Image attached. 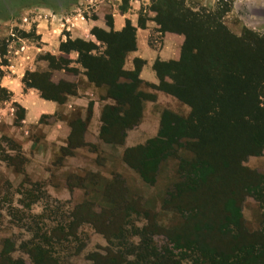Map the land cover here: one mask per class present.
Returning a JSON list of instances; mask_svg holds the SVG:
<instances>
[{
  "label": "rangeland",
  "instance_id": "rangeland-1",
  "mask_svg": "<svg viewBox=\"0 0 264 264\" xmlns=\"http://www.w3.org/2000/svg\"><path fill=\"white\" fill-rule=\"evenodd\" d=\"M130 1L0 0V27L3 25L0 29V76L5 66L10 65L11 52L21 50L25 46L24 42L38 41L34 24L24 29L21 23L25 19L15 17L22 8L43 6L61 14L74 5L78 6L86 18L95 19L98 14L103 15L105 24L111 27L113 11H126L130 8ZM186 2L190 7L207 10L227 6L229 11L225 13L222 21L233 36L242 39L243 43L249 32L264 39V0ZM152 6L151 0L146 6H141L139 20H145V16L151 12L154 21ZM9 20L12 24H8V27L4 22ZM5 27L9 29L6 33ZM101 29L93 27L91 33L104 42V38L111 31L104 32ZM68 46L81 48L79 50L83 57L80 62L94 76L98 77L105 71L103 65L100 66L96 59L90 58H98L103 53L96 51L97 55H91L83 49L92 48L91 42L67 41L65 47L68 49ZM39 59L47 62L51 69L60 68L64 61L62 56L55 58L49 54L39 55ZM126 74L122 77L130 79ZM131 76L130 83H124L125 85L134 84L133 75ZM49 77L47 71H31L24 74L22 81L26 87L40 85L48 93L63 89L62 83L54 85ZM163 81L171 82L168 76H164ZM161 86L160 80L157 84H148L152 91L164 92L181 102L161 90ZM10 95L0 86V107H8V115H14L10 116L13 121L6 122L5 118L0 121V253L10 251L12 259L33 264L26 253V247L37 242L42 235L51 234L61 236L49 246L57 264H94L95 257L104 260L110 251L120 253L125 264H222L203 247L209 245L227 253L237 236L211 231L205 216L210 210L218 214L229 197L228 190L233 189H241L240 234L243 233V238H246L248 234L260 231L264 220V145L246 140L242 146H238L233 136L219 142V145L226 144L230 150H234L231 154L233 159L242 155L245 157L240 162V170L233 173L223 165L222 160L225 157L221 153L215 158L216 146L210 152H204L195 132L189 131L187 136L179 137L173 135L166 126L165 136L160 139L173 144L160 158L148 159L145 172L141 174L140 147L145 145L127 147L132 150L126 147L124 150H117L115 147L111 150L103 143L105 141L100 133L102 142L90 143L83 147L82 152L72 154L71 143L68 142L64 147L51 145L46 140L49 131L43 124H48L49 120L43 118L41 125L33 126L30 131L14 129L13 126L21 125L23 108L15 102L11 103ZM145 97L153 98V94H145ZM249 106L250 104L247 108ZM260 106L264 109L263 102H260ZM109 107L116 108L119 105L115 101ZM187 107V115L168 109L164 111L172 113L175 118L184 119L190 116L191 108L188 105ZM231 109L242 118L238 127L242 133H249L259 126L264 127V114L257 113L249 117L244 105H232ZM2 113L4 116L6 112ZM137 113L138 107L134 105L133 116ZM172 121V118L166 119L167 123L171 124ZM75 122L77 125H74ZM70 124L72 135L70 133L69 138L72 137L77 143L76 148L82 144L83 122L75 119ZM106 134L110 136V132ZM250 134L253 137V132ZM245 145L249 149L240 152L237 147ZM148 148L152 149L151 145H147V152H150ZM127 150H130L127 155L128 162L136 165V168L123 160ZM152 151L156 153L155 149ZM119 155L122 156V161ZM197 160L211 163L215 169L212 182L210 185L203 184L196 192L191 187L184 190V187L196 186L193 183L200 179L202 166ZM107 186L108 191L104 193ZM249 186L251 187L247 188ZM252 186H256V189ZM86 203L90 209L85 208L89 211L80 207ZM125 204H128L130 210L123 211ZM199 206L204 209V215L198 218L195 216L194 222L206 226L200 229L201 235L195 237L191 232L192 223L189 218L194 212L198 214L196 207ZM214 221H218V218ZM177 236L179 238L174 241ZM179 242L183 246L177 245Z\"/></svg>",
  "mask_w": 264,
  "mask_h": 264
},
{
  "label": "trees",
  "instance_id": "trees-1",
  "mask_svg": "<svg viewBox=\"0 0 264 264\" xmlns=\"http://www.w3.org/2000/svg\"><path fill=\"white\" fill-rule=\"evenodd\" d=\"M151 2L153 4L151 8L155 13L154 21L159 26V31L183 36L178 60L156 61L154 63V68L162 83L161 90L187 104L191 108V112L188 118L183 119L175 118L172 113L163 111L158 135L147 140L145 146L138 145V147L141 146L140 151L142 152L139 171L144 174L148 159L160 158V155L168 151L173 144V142L165 143L160 139L165 136V127L168 126L173 135L179 137L187 136L189 131L195 132L199 145H202L204 152H210L216 146L217 148L214 150L215 158H218L217 154L221 153L225 157L222 160L223 165L230 172L236 173L240 170L239 165L244 160V155L233 159L231 154L234 150H230L226 144L219 145V142H224L225 138L233 136L235 141L238 142V146H242L246 140L258 143L260 146L264 145V127L259 126L249 133H242L241 128L238 129L242 118L237 116V112L231 109L232 105H244L246 114L249 117L252 114H264V109L260 106V102L264 104V39L249 32L245 38L247 40L243 43L242 39L233 36L222 21L225 13L229 11L227 6L207 10L190 7L186 0H151ZM104 42L107 45L104 50L105 56L90 58L92 60L96 59L100 66L103 65L105 71L101 70L102 73L98 77L87 71V76L97 84L102 82L108 84V96L113 98L119 105L116 108H110L109 106L104 108L101 138L105 142L120 144L123 142L126 129L135 125L139 119L141 100L152 98L145 97V94L135 91L140 82L136 77L139 69L138 65H140L138 59H135L137 65L135 71L132 74H126L130 79L133 75L134 84L130 86L117 83L118 79L125 75V72L121 70L124 55L135 48L134 28L127 23L121 32H110L104 38ZM164 76H168L171 82H164ZM31 86L37 88L43 98L62 100L58 95L60 89L48 93L40 85ZM260 97H262L261 100ZM248 104L250 106L247 108ZM134 105L138 107L136 116H133ZM123 106H127V108L124 109ZM171 118L173 119L172 125L166 122V119ZM74 125H77V123L75 122ZM106 132H110V136ZM252 132L253 137L250 134ZM226 133H228L227 136ZM70 143L72 148L77 145L72 137L69 138ZM79 144H81V141ZM147 145H151L152 149L148 148L150 152H147ZM237 148L240 152L249 149L247 145ZM127 149L132 150V148ZM153 149L156 153L152 151ZM130 150L126 151L123 160L131 167L136 168V165L128 162L127 155ZM198 163L202 166L199 181L196 180L193 183L196 186L184 187V190H189L191 187L193 192H196L203 184L210 185L212 182L215 169L211 163L205 160H200ZM108 188L109 186L104 189V193H107ZM252 188L256 189V186H252ZM239 192H241V189L228 190L229 197L220 212L215 214L210 210L209 214L205 216L208 218L207 226L211 231L233 237L237 236L229 251L223 253L209 245L204 246L203 249L208 250L214 259L222 264H264V220L260 225V231L248 234L246 238H243V233L240 234L239 232V230H242L240 212L242 196H239ZM88 205L86 203L80 207L89 211ZM191 208L194 209L193 206ZM196 208L198 214L196 215L194 212L189 218L192 223L191 232L195 237L200 236V229L206 226V224L198 225L194 222L195 216L198 218L204 215V209L201 206ZM127 210H130V207L125 204L123 211ZM216 218H218V221L215 222ZM60 237V235L50 234V236H46L44 234L41 239L36 240L37 242L27 246L26 253L32 263L57 264V260L51 254L49 246L52 245L53 240ZM177 238L179 237L177 236L173 240L177 241ZM179 243L177 245H182V243ZM98 259H100L98 256L95 257L94 264H125V260L117 252L110 251L104 260ZM0 264H24V262L21 259H12L10 251H4L0 253Z\"/></svg>",
  "mask_w": 264,
  "mask_h": 264
},
{
  "label": "crops",
  "instance_id": "crops-1",
  "mask_svg": "<svg viewBox=\"0 0 264 264\" xmlns=\"http://www.w3.org/2000/svg\"><path fill=\"white\" fill-rule=\"evenodd\" d=\"M198 1L202 3L206 0ZM148 3L149 0H131L130 8L126 11L121 12L115 9L111 14V27H107L102 18L103 15L98 14L95 19L86 18L81 14L78 6L74 5L66 8L61 14L53 12L51 8L36 5L19 10L15 17L25 19L21 23L24 29L34 24L38 41L36 43L24 42L25 46L21 50L11 52L9 54L10 65L5 66L0 76V86L11 94V103L15 102L23 108L21 125L13 126V128L30 131L33 126H40L44 118L49 120L48 124H43L49 131L46 140L51 145L65 147L72 130L70 123L79 119L83 122L82 144L71 149L72 154L82 152L85 145L102 142L100 133L103 124V110L106 106L114 105L115 100L108 96V84L105 82L97 84L88 78L87 70L80 62L83 57L79 50L81 48L68 46L67 49L65 44L67 41L70 43L74 40L91 42L92 48L84 47L83 49L89 51L88 54L91 55H97L96 51H99L98 53H103L105 56L106 42L98 40L91 33L92 28L98 27L104 32L117 33L121 32L127 23L134 28L135 48L124 55L121 70L125 73H132L137 67L135 59L140 60L137 71V79L140 82L135 91L153 94V98L141 100L139 119L135 125L126 129L122 143H103L111 150L114 147L117 150L121 148L124 150L125 147L145 145L148 139L158 135L162 113L165 109L187 115L189 113L187 105L181 104L164 92L152 91L148 87V84H157L159 81L154 63L178 60L183 42L182 35L160 32L152 20L151 12L145 16V20H139L138 13L141 6H146ZM4 24L11 26L12 21L9 20ZM2 27L3 25L0 29ZM8 31L9 29L5 27L4 32ZM42 54H49L55 58L62 56L64 61L60 68L51 69L48 68L47 62L39 59V55ZM31 71H47L50 74V82L54 85L62 83L64 87L58 93L62 100L43 98L37 88L24 86L23 76ZM117 83L128 84L130 79L121 76ZM6 108L0 107V121L3 118L6 122L13 121L10 116L14 115L12 113L8 115V107ZM123 108L126 109L127 106ZM2 112H6L5 117ZM119 156L122 161V156Z\"/></svg>",
  "mask_w": 264,
  "mask_h": 264
}]
</instances>
